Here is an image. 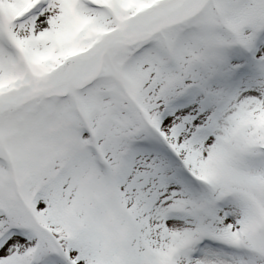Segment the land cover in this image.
<instances>
[{
  "label": "snow or ice",
  "instance_id": "6c2138e0",
  "mask_svg": "<svg viewBox=\"0 0 264 264\" xmlns=\"http://www.w3.org/2000/svg\"><path fill=\"white\" fill-rule=\"evenodd\" d=\"M0 264H264V0H0Z\"/></svg>",
  "mask_w": 264,
  "mask_h": 264
}]
</instances>
